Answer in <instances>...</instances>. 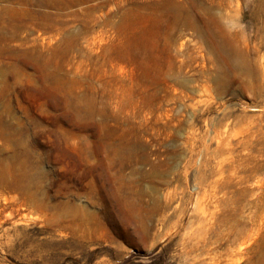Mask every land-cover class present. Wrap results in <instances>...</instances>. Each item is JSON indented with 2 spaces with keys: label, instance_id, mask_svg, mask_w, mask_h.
I'll return each instance as SVG.
<instances>
[{
  "label": "rangeland",
  "instance_id": "rangeland-1",
  "mask_svg": "<svg viewBox=\"0 0 264 264\" xmlns=\"http://www.w3.org/2000/svg\"><path fill=\"white\" fill-rule=\"evenodd\" d=\"M0 264H264V0H0Z\"/></svg>",
  "mask_w": 264,
  "mask_h": 264
}]
</instances>
